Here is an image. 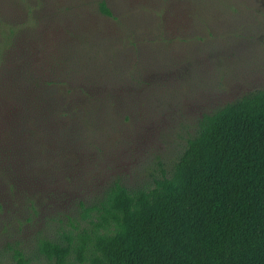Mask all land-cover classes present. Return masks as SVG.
Returning <instances> with one entry per match:
<instances>
[{"label": "rangeland", "instance_id": "obj_1", "mask_svg": "<svg viewBox=\"0 0 264 264\" xmlns=\"http://www.w3.org/2000/svg\"><path fill=\"white\" fill-rule=\"evenodd\" d=\"M258 91L264 0H0V264H57L44 241L87 264L105 192L151 187Z\"/></svg>", "mask_w": 264, "mask_h": 264}, {"label": "trees", "instance_id": "obj_2", "mask_svg": "<svg viewBox=\"0 0 264 264\" xmlns=\"http://www.w3.org/2000/svg\"><path fill=\"white\" fill-rule=\"evenodd\" d=\"M89 211L81 263L264 264V91L204 116L169 175L148 188L115 183ZM41 250L57 264L71 253L51 241Z\"/></svg>", "mask_w": 264, "mask_h": 264}]
</instances>
